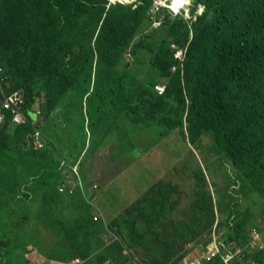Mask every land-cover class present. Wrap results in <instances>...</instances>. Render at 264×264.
I'll use <instances>...</instances> for the list:
<instances>
[{
	"label": "rangeland",
	"instance_id": "1",
	"mask_svg": "<svg viewBox=\"0 0 264 264\" xmlns=\"http://www.w3.org/2000/svg\"><path fill=\"white\" fill-rule=\"evenodd\" d=\"M153 1L82 2L69 14L66 76L46 115L47 14L38 0H0V99L15 87L28 93V124L43 142L36 148L23 135L22 147L21 131L12 140L10 131L0 135V241L8 240L0 264H190L204 256L213 233L264 264V179L245 158H232L240 151L218 157L214 150L217 73L205 66L193 98L186 97L189 43L212 34L211 20L228 7L189 0L188 12L200 18L188 26L187 43L161 53L180 23L164 9L150 16ZM234 48H225L224 66ZM42 157L64 165L38 189ZM119 228L132 246H119Z\"/></svg>",
	"mask_w": 264,
	"mask_h": 264
},
{
	"label": "trees",
	"instance_id": "2",
	"mask_svg": "<svg viewBox=\"0 0 264 264\" xmlns=\"http://www.w3.org/2000/svg\"><path fill=\"white\" fill-rule=\"evenodd\" d=\"M38 1L50 22L49 26L46 27V35L50 42V71L44 85L46 115H49L56 108L61 97L57 87L58 83L66 76L68 56L72 49L71 44L64 36L65 21H67L70 13L77 10L80 3L91 1L92 4H98L100 0ZM201 1L205 2L206 0ZM220 1L227 5L228 10L225 13H217L211 20L216 25L214 32L189 43L186 61L189 62V74L191 76L186 79V97L189 100L193 98V82L197 78L196 74L201 72L205 66L211 67L213 72L217 73L216 77L220 79V93L212 101L214 108L220 111V115L217 117L220 129L216 136L218 146L214 150L218 157L228 153L232 155L235 151H240V154L233 155L232 158L238 156V162H243L245 158L247 161L245 165L251 170L252 175L264 179V0ZM148 4L150 5V3ZM165 14L168 15L166 12ZM199 18L200 16H196L190 26L195 25ZM146 19L149 22L148 15ZM177 22L180 23L177 33H174L170 40L165 39L158 52L166 53L171 44H176L177 48H182L187 43L189 24L182 17H179ZM173 26H176V21L172 22L171 28ZM121 32L116 30V34ZM169 33L172 34V30ZM230 46L235 47L232 52L233 58L224 66L223 61L220 60L225 48ZM238 49L243 52L245 50L240 59L235 57ZM174 51L173 49L168 53V60L173 59ZM17 80L19 85L16 86H21L29 92L23 80L20 77H17ZM114 89V93H116L118 89L116 84H114ZM26 94L25 110L30 108L32 104L28 93ZM87 95L92 94L88 92ZM88 113L90 116V109ZM92 121L93 119L89 118L87 127L93 124ZM0 128L1 136L5 135V132H12V136L6 135L11 140L15 139L16 134L21 131L22 147L25 146L23 135L27 139L28 135L33 133V127L30 124L13 127L6 122ZM2 146L0 145V147ZM27 147L29 148V146ZM43 160V157L39 160V163L42 162V168H39L38 175L34 179L38 189L48 185L59 175L60 160L52 157ZM27 191L32 190L27 189ZM154 220L159 219L157 216L153 220L145 219L146 222H153ZM237 227L238 223L233 226V229L236 230ZM119 229L121 240L119 246L123 243L127 247L132 246V241L129 240L132 237H128L124 229ZM134 229L139 232L141 226L136 224ZM1 243L7 245L8 240L0 241V246ZM256 258L257 260L261 259L259 256ZM206 264H221V262L213 260Z\"/></svg>",
	"mask_w": 264,
	"mask_h": 264
},
{
	"label": "built area",
	"instance_id": "3",
	"mask_svg": "<svg viewBox=\"0 0 264 264\" xmlns=\"http://www.w3.org/2000/svg\"><path fill=\"white\" fill-rule=\"evenodd\" d=\"M161 9L167 10L173 17L179 16L184 18L189 26L194 21V16H191L188 12L186 0H183L181 4H175V0H154L150 9L151 11H149L151 13L150 16L155 17ZM25 104V95L21 88H13L5 93L0 99V127L6 122L13 127L28 124L30 119L25 110ZM27 139L34 147H43V142L41 143L40 141L41 132L35 129V127L33 128V133L28 135ZM60 165H64L62 160L60 161ZM210 237V246L204 253V256L200 260H188L190 264H201L204 261L211 262L213 260H219L221 264H258L250 259L248 253L241 247L230 243H222L214 233Z\"/></svg>",
	"mask_w": 264,
	"mask_h": 264
},
{
	"label": "bare ground",
	"instance_id": "4",
	"mask_svg": "<svg viewBox=\"0 0 264 264\" xmlns=\"http://www.w3.org/2000/svg\"><path fill=\"white\" fill-rule=\"evenodd\" d=\"M183 0H175V4H181ZM189 0H186V4L188 5ZM176 8V6H175ZM189 10V9H188Z\"/></svg>",
	"mask_w": 264,
	"mask_h": 264
},
{
	"label": "clouds",
	"instance_id": "5",
	"mask_svg": "<svg viewBox=\"0 0 264 264\" xmlns=\"http://www.w3.org/2000/svg\"><path fill=\"white\" fill-rule=\"evenodd\" d=\"M195 13H196V12H195ZM195 13H194V14H195ZM190 15H191V16H194V15H192V14H190Z\"/></svg>",
	"mask_w": 264,
	"mask_h": 264
}]
</instances>
